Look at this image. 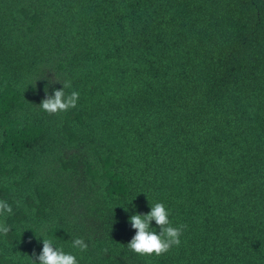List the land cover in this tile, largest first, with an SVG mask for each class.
I'll use <instances>...</instances> for the list:
<instances>
[{"label":"trees","instance_id":"1","mask_svg":"<svg viewBox=\"0 0 264 264\" xmlns=\"http://www.w3.org/2000/svg\"><path fill=\"white\" fill-rule=\"evenodd\" d=\"M0 200V264H264V0H0ZM131 200L181 244L131 251Z\"/></svg>","mask_w":264,"mask_h":264},{"label":"clouds","instance_id":"2","mask_svg":"<svg viewBox=\"0 0 264 264\" xmlns=\"http://www.w3.org/2000/svg\"><path fill=\"white\" fill-rule=\"evenodd\" d=\"M61 88H49L45 91V98L39 104L42 111L47 113H58L75 108L79 102V91L72 90L71 81L61 82ZM129 201L122 207L126 213H129L128 222L131 228L135 230L131 240L126 244L127 247L136 254L140 255H162L167 253L172 247L181 244V236L183 234L184 225L173 226L171 210L164 202L157 201L149 203V211L141 213L136 211V205ZM16 206H20V202L16 201ZM132 204L129 208L128 205ZM13 205L7 200H0V218L13 213ZM153 222H155L153 224ZM159 229V230H158ZM10 228L0 222V234H6ZM42 238V250L36 254L35 259L31 258L32 264H80V258L77 253H85L88 251V244L82 238H72L70 236L71 249L75 251H65L62 245H59L55 239ZM82 258V257H81Z\"/></svg>","mask_w":264,"mask_h":264}]
</instances>
